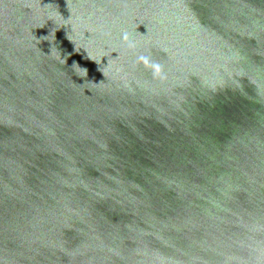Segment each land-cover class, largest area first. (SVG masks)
<instances>
[{"label":"water","instance_id":"1","mask_svg":"<svg viewBox=\"0 0 264 264\" xmlns=\"http://www.w3.org/2000/svg\"><path fill=\"white\" fill-rule=\"evenodd\" d=\"M0 264H264V0H0Z\"/></svg>","mask_w":264,"mask_h":264},{"label":"clouds","instance_id":"2","mask_svg":"<svg viewBox=\"0 0 264 264\" xmlns=\"http://www.w3.org/2000/svg\"><path fill=\"white\" fill-rule=\"evenodd\" d=\"M106 35L109 38H111L110 32L107 33ZM84 38H88V37L85 36ZM121 41H122L121 47L112 48L109 52L102 55L100 58V62L104 57H108V64H107L108 66L111 60L120 59V56L122 54L121 50L123 51L126 50L127 52L136 53L137 48H138V42L135 39H133V36L129 31L127 30L122 31ZM114 52L119 54L117 59L111 58V54ZM138 67H143L146 71H150L154 78L163 79L165 76L163 66L158 61H155L152 59L150 52H148V54H139L137 56L135 64L133 65V69L138 68Z\"/></svg>","mask_w":264,"mask_h":264}]
</instances>
